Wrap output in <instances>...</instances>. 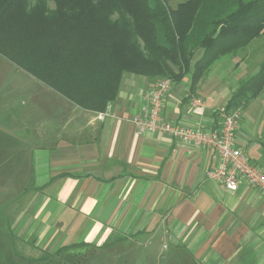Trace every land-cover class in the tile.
Instances as JSON below:
<instances>
[{
	"label": "crops",
	"instance_id": "obj_1",
	"mask_svg": "<svg viewBox=\"0 0 264 264\" xmlns=\"http://www.w3.org/2000/svg\"><path fill=\"white\" fill-rule=\"evenodd\" d=\"M11 65L22 77L0 83V167L8 166L0 174L20 180L30 196L17 226L39 251L84 242L112 253L110 264H264V193L243 182L231 192L208 179L217 163L210 148L136 133L131 118L157 78L124 72L98 119L99 111L74 105ZM223 85L212 76L194 86L187 75L172 81L162 118L214 128V110L236 83ZM15 94L27 100L15 103ZM262 96L244 104L235 144L264 171ZM157 239L170 251L155 250Z\"/></svg>",
	"mask_w": 264,
	"mask_h": 264
},
{
	"label": "trees",
	"instance_id": "obj_2",
	"mask_svg": "<svg viewBox=\"0 0 264 264\" xmlns=\"http://www.w3.org/2000/svg\"><path fill=\"white\" fill-rule=\"evenodd\" d=\"M172 1L0 0V55L79 107L97 112L116 97L124 72L159 78L173 73L170 63L178 64L175 79L188 72L194 86L223 52L246 45L264 29V0H234L214 14L208 11L215 0L175 6ZM193 48L201 55L190 68ZM263 89L264 60L225 106L236 108ZM9 235L13 256L27 264L86 246L72 243L32 257L17 250L13 231Z\"/></svg>",
	"mask_w": 264,
	"mask_h": 264
},
{
	"label": "rangeland",
	"instance_id": "obj_3",
	"mask_svg": "<svg viewBox=\"0 0 264 264\" xmlns=\"http://www.w3.org/2000/svg\"><path fill=\"white\" fill-rule=\"evenodd\" d=\"M182 1L183 0H174L171 2V4L175 6L176 4ZM233 1L234 0H215L212 7L208 11V14H214L215 9L223 6H228V4L230 5ZM47 4L49 7H53V2L49 1ZM114 17H116V14H113V18ZM202 21L203 20L201 16H199V18H197V23L202 24ZM195 43L196 42L193 41L192 43L189 44V47L190 46L191 48L194 47L192 45ZM191 50L193 52V56L191 58L190 64H193L195 60L201 55V50L199 48L198 49L193 48ZM6 60L7 59L0 56V61H4V63L8 64V68H5V70L0 71L1 84H5L7 76H10V78L22 77V75H16L15 73L12 74V72H14L13 70H17V69H12L11 61L7 62ZM263 60H264V29H260L259 32L246 45L237 49L235 48L233 50L223 52L219 56L218 60L215 61L205 71L203 77L209 78L212 76L213 78L220 80V83H224L223 87H225L226 82L233 80L236 83V85L232 89L231 92L232 94L236 89H238L240 83L244 79H246L250 74L256 72L258 65ZM170 67L173 69V73L170 75H165L164 77H159L157 78V80L168 78L171 80V82L177 81L175 77L181 71L180 67L178 66V64H171V63H170ZM22 72L23 71H20V73ZM185 75L190 77L188 72H186ZM47 87H49L53 91H56L55 89H53L48 85ZM3 89H4V85L0 88V96H2ZM226 89H227V85H226ZM56 92L59 93L58 91ZM59 94L65 100L73 103L63 94L61 93ZM262 94L263 96L261 100H262V104L264 105V89L259 95ZM256 97L242 100L240 105L236 107L239 108L240 110V118L244 104L249 103L250 101H252V99ZM12 99L16 100L15 103L19 102V100L21 99H24L25 101L27 100L26 97L22 94H20L19 96L15 94V96ZM13 100H11V102ZM73 104L76 105L75 103ZM223 106H225V104H223ZM108 109H109V105H107L103 111H99L97 117L100 114H102L103 115L102 119H103L104 116L107 115ZM246 121L247 120L245 119L244 123ZM6 167L8 166L2 165L0 168H2V170H5L4 168ZM9 175L6 174V171L4 172V174L3 173L0 174V264H27V263H23L21 260L13 256L10 235H9L10 230L16 233L17 235L15 241L16 247L17 250L20 251L23 255L37 257L42 253H44L46 250L39 251L38 248L35 246L32 238L30 237L27 238L28 236L25 238L23 229L18 230L17 225L19 224L20 221L19 215L24 211L26 212L29 211L30 196L22 194L21 193L23 187L22 182L20 180L19 181L14 180V176H12V178H9ZM115 237L116 235L112 234L111 238L116 239ZM154 245H155L154 247L155 250L162 249L164 250V254L167 251H170V249L162 248L163 243H161L158 239ZM166 245L168 246V244ZM108 253L109 252L106 251L103 253L100 250V248L98 249V247L96 246L95 247L84 246L82 248L69 250L67 252L62 253L59 256L53 257L48 261H44L38 264H110L111 262L110 255L112 253H110L109 255Z\"/></svg>",
	"mask_w": 264,
	"mask_h": 264
},
{
	"label": "built area",
	"instance_id": "obj_4",
	"mask_svg": "<svg viewBox=\"0 0 264 264\" xmlns=\"http://www.w3.org/2000/svg\"><path fill=\"white\" fill-rule=\"evenodd\" d=\"M171 80H158L152 89L142 96L139 112L131 118L138 135L151 132L210 148L217 156V163L206 171L208 179L220 183L234 192L240 183L258 188L264 193V171L253 165L235 144V132L240 120L239 108H215L217 121L214 128L204 130L182 123L164 120L161 116L162 101L171 87ZM193 106L203 107V102L192 98ZM100 114L98 118L102 119Z\"/></svg>",
	"mask_w": 264,
	"mask_h": 264
}]
</instances>
